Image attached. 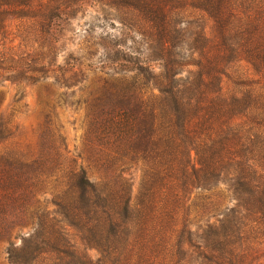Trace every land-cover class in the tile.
Returning <instances> with one entry per match:
<instances>
[{"label": "trees", "instance_id": "1", "mask_svg": "<svg viewBox=\"0 0 264 264\" xmlns=\"http://www.w3.org/2000/svg\"><path fill=\"white\" fill-rule=\"evenodd\" d=\"M115 1L140 17L132 28L120 21L127 40L103 57L113 75L89 107L81 162L0 152L9 264H264V86L224 85L233 62L264 74V0ZM82 4L0 0V30L15 16L44 26L35 56L0 52V86L19 88L16 104L48 76L49 50ZM188 6L198 14L186 17ZM5 116L0 144L11 136Z\"/></svg>", "mask_w": 264, "mask_h": 264}, {"label": "rangeland", "instance_id": "2", "mask_svg": "<svg viewBox=\"0 0 264 264\" xmlns=\"http://www.w3.org/2000/svg\"><path fill=\"white\" fill-rule=\"evenodd\" d=\"M183 1V4H190L192 0ZM239 2L242 3V0ZM74 12L65 32L57 36L58 43L49 50L48 76L34 85H27L24 97L18 104L15 100L20 97L19 88L10 82L0 86V113H4L11 123V136L0 144V152L3 154L22 153L29 158L38 159L40 156L45 158L47 153L49 157L56 153L57 156L60 154L56 158L62 161L77 158L81 162L78 155L82 154L88 144L87 136L90 131L89 107L93 105L97 90L113 75L106 67L110 65H102L103 57L110 53V58L116 59L119 42L127 40L121 41L120 21L132 28L140 16L137 11L115 0H83L82 6ZM195 14L198 13L191 7H186V17ZM11 18L12 20L7 21V29L0 30V52L6 54V57L26 54L35 56L38 51V45L34 43L35 30H42L44 26L27 18ZM206 23L210 35L213 24L211 21ZM126 43L127 46L132 45L131 40ZM50 47L49 39V49ZM70 71H81L83 77L71 79ZM62 72H67L64 80L59 79ZM254 72L244 61L233 62L229 69L230 80H224L226 89L232 90L236 88V83L249 80L259 81L264 86L263 71L259 75ZM3 80L1 77L0 84ZM66 150L70 152L69 155ZM142 171L138 164L130 172L134 201L141 188ZM52 189V186L49 187V193ZM217 190L216 193H220L223 198L228 195L223 186H219ZM225 202L228 203L227 197ZM197 203L195 201L193 205ZM55 210V207L49 205V211ZM15 234L16 231L13 237ZM6 246L5 242L0 243V264H9Z\"/></svg>", "mask_w": 264, "mask_h": 264}]
</instances>
